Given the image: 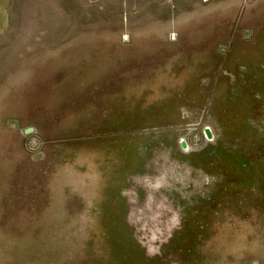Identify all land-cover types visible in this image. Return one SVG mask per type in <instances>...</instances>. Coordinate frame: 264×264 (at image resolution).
<instances>
[{"label": "rangeland", "instance_id": "374dc122", "mask_svg": "<svg viewBox=\"0 0 264 264\" xmlns=\"http://www.w3.org/2000/svg\"><path fill=\"white\" fill-rule=\"evenodd\" d=\"M7 11L0 264H264V0Z\"/></svg>", "mask_w": 264, "mask_h": 264}, {"label": "crops", "instance_id": "0c3cea01", "mask_svg": "<svg viewBox=\"0 0 264 264\" xmlns=\"http://www.w3.org/2000/svg\"><path fill=\"white\" fill-rule=\"evenodd\" d=\"M7 3L8 0H0V33L5 30L8 22Z\"/></svg>", "mask_w": 264, "mask_h": 264}, {"label": "water", "instance_id": "95a60500", "mask_svg": "<svg viewBox=\"0 0 264 264\" xmlns=\"http://www.w3.org/2000/svg\"><path fill=\"white\" fill-rule=\"evenodd\" d=\"M31 129L30 128H28V129H26V132H29ZM40 155L38 154V156L37 155H34V158H37V157H39Z\"/></svg>", "mask_w": 264, "mask_h": 264}]
</instances>
